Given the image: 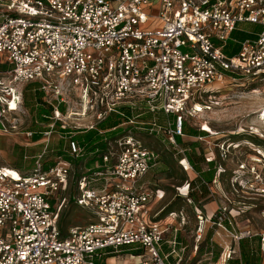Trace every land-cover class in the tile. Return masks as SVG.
Returning <instances> with one entry per match:
<instances>
[{
	"label": "built area",
	"instance_id": "built-area-1",
	"mask_svg": "<svg viewBox=\"0 0 264 264\" xmlns=\"http://www.w3.org/2000/svg\"><path fill=\"white\" fill-rule=\"evenodd\" d=\"M241 23L258 30L245 31ZM234 31L247 36L237 40ZM231 39L239 46L234 53L227 51ZM0 64L9 66L0 70L5 90L1 131L15 129V123L5 124L1 117L22 106L25 83L38 82L52 106L41 138L32 141H42L43 149L32 157L30 169L0 164V264H107V258L124 250L140 252L129 253L139 259L127 264H180L184 247L176 235L185 224L184 211L168 212L163 220L153 219L157 213L149 215L159 190L140 180L158 154L132 129L164 135L187 172L186 164L192 169L188 149L179 146L176 136L183 137L186 121L208 107L200 99L210 85L236 81L262 83L250 92L263 100L256 114L264 126V0H0ZM70 96L78 107L69 104ZM123 108L131 113L122 124L128 130L104 138V147L90 153L96 158L92 169L76 179L74 203L91 216L63 234L59 213L66 199L56 197L68 184L72 162L56 157L51 164L45 158L49 135L56 125L66 130L59 131L64 147L77 160L84 152L72 134L97 129L112 113L123 115ZM147 113L152 114L149 120L136 119ZM83 118L86 122H79ZM219 149L224 157V146ZM256 155L238 164L231 185L264 199V156ZM190 181L175 187V195L187 204L194 203L188 193L198 188H191ZM185 183L186 194H181ZM232 207L219 204L210 216L196 210L194 253L204 243L203 264H243L241 241L258 237L259 264H264V231L238 222ZM168 233L172 237L167 239ZM164 242L168 253L162 252Z\"/></svg>",
	"mask_w": 264,
	"mask_h": 264
},
{
	"label": "rangeland",
	"instance_id": "rangeland-1",
	"mask_svg": "<svg viewBox=\"0 0 264 264\" xmlns=\"http://www.w3.org/2000/svg\"><path fill=\"white\" fill-rule=\"evenodd\" d=\"M239 27L245 31L258 30L256 25L249 23H241ZM246 36V32L240 31H234L232 34V37L237 40H242ZM216 43L219 44L217 41ZM235 44L236 43L231 39L227 51L230 52V48L234 47ZM6 68H9L7 64L0 66L2 70ZM236 82L237 83H224L222 85L215 83L212 86L210 85L211 91L204 93L200 99V101L208 107L203 109L197 118L188 119L185 123V125L189 127L207 131V135L201 138L184 135L181 137V143L185 145L179 144V146L185 148L187 144L197 142V152L209 158H215L219 168V175L214 179V182L210 184V188L206 185L198 186L196 189L197 191H195L199 192L191 195L194 201L193 205H188L181 199H178L179 201L169 206L170 208L168 207L169 210H184L185 224L178 226V232L181 234V239H184L186 243H191V239L193 241L192 236L196 224V210L202 211L206 216H210L217 209L219 204L233 206L230 208L232 209L231 213L239 214L235 215V219L241 222V224L247 221L249 227L255 231H264V217L261 215V209L264 208V199L258 198L252 194L250 195L248 192L246 193L241 186H236L232 189L231 185V179L234 177L232 172L233 170H237L240 162L247 161L249 155L254 156L257 152L262 153L264 156V126L261 125L256 114V110L263 105V100L261 97H257L250 92L255 85L261 87L262 83L252 82L253 84L255 83V85L250 86L247 82H245L244 85H242L241 81ZM27 84H29L27 87L28 90L32 87L39 86L38 82H30ZM27 84L25 83L21 88L24 89ZM23 89L22 93L24 92ZM4 91L3 88H0V96L4 94ZM42 94V91L38 89L36 92L29 91V95L32 97L36 96L38 99L41 98ZM68 100L69 104L73 102V104L78 107L75 101H73V96H70ZM45 103L48 104L46 101ZM11 104L12 102L10 103V107L14 108L15 102ZM26 107L27 108H25V105L22 103L21 107H16V110L12 112H5V117H1L5 124L8 123V121L11 123L13 122L16 127L15 129L9 127L10 129L6 133L0 130V164L19 170L30 169L33 162L32 156L42 151L41 148L43 149L42 141L32 143V137H27L25 135L26 132L34 128L33 119H31L27 110H32V107H29L28 104ZM34 111H36V109ZM158 115L162 118L161 113ZM150 118H152V114L147 113L136 119L147 121ZM79 122H86V118L81 119ZM115 122H117L116 116L104 122L103 126H109ZM128 126L129 125H124V127L129 128ZM132 130L133 132L141 134L139 139L144 145L159 154V159H157L154 166L149 169V172L140 182H144V184L148 185L154 191L159 190L156 192L157 196L155 199L157 200L154 199L151 201L148 210L149 215L157 213V215L153 217L154 220L156 218H161L163 220L168 212H160V210L163 206L165 207L173 201L176 191L175 187L179 186L185 177L187 178V182L188 180H193L196 184L199 183L200 180L195 177V173L187 164L185 165L186 172L176 163L172 155V153H175V149L171 148L169 141L166 140L164 135L161 133L155 134L153 132V137H147L144 133H150L145 129L133 128ZM185 131L186 133L194 132L190 128H186ZM118 132H120V129L112 132L111 135ZM49 136L45 158L50 160L57 157L56 150L58 148L62 147L61 149H66V147H64L65 139L61 137L63 134L59 133V131H53ZM218 146H224V157L221 156V150ZM91 156L92 155H84L72 162L68 184L64 190L57 193V200L62 197L66 199L59 213V228L63 234L71 226H82L86 224L89 220L88 217L91 216L88 209L81 208L74 203L76 179L88 173V171H86L88 168L93 167L90 164L91 162H89L90 158H92ZM198 156V154H193L195 159H197ZM196 161L202 164V159H197ZM186 183L180 188V191H178L179 193L186 194V188H184ZM97 184L101 186V182ZM200 190L204 195L208 194V197H204V195L199 196ZM161 195L163 196L162 198H160ZM177 195V198H182L179 194ZM199 199L200 201L197 202ZM52 202L53 200H50L51 204ZM210 203L213 207L210 206ZM194 205H196V209ZM243 210H246V212L243 213ZM169 220H171L170 217L165 221L167 222ZM177 220L174 222L175 226H177ZM165 236L169 238L170 233ZM204 247L205 245L203 243L197 254V258L189 262L185 258L190 254V250H186L188 254L185 253V258L181 264H203L206 262L205 256H203ZM167 251L166 244H164L162 252L166 253ZM168 261L173 263L174 259L170 257ZM235 263L236 262H231L230 264Z\"/></svg>",
	"mask_w": 264,
	"mask_h": 264
},
{
	"label": "trees",
	"instance_id": "trees-1",
	"mask_svg": "<svg viewBox=\"0 0 264 264\" xmlns=\"http://www.w3.org/2000/svg\"><path fill=\"white\" fill-rule=\"evenodd\" d=\"M237 48H238L237 46L231 47L230 53L236 52ZM1 65H4V64H0V66ZM6 69H8V68H6ZM6 69H4V70H6ZM0 70H2V69H0ZM28 85L29 84H27L23 89V91H24L22 93L23 104L25 105V108H27L26 107L27 104L29 105V107H32V110H30V109H27V110L31 116V119H33L32 122H34L33 123L34 128L31 129L32 131H35V133H33V136H32V141H37L41 138V134L39 133V131H42L44 129L43 126H41V125H43V124L46 125L50 122L49 116H51V114H52V106L50 104L45 103L44 92L42 90L41 91L43 94H42L40 99H38L36 96L32 97L31 95H29L30 90L32 92H36L37 89L40 90V88L38 86V87H32V88H30V90H28L27 89ZM35 109H36V111H34ZM60 109L62 112L64 111V107L61 106ZM122 113H123V115H120L117 113H112L105 121L101 122L98 125L97 129H92V130H87V131L77 132V133L72 134V139L76 140L77 143L81 146V148L84 152V155H92L91 156L92 158H90V161H89V162H91L90 164L92 166H93L96 158L94 157L93 154H90V153L92 151H94V149L97 146H99L101 148L104 147V138H107L108 140H112V139L126 133V131L128 130V128H124L122 124L124 122L128 121V118L131 117V113H130L129 109H124V108L122 109ZM114 116L117 117V122H115L114 124L109 125V126H103L104 122L108 121L110 118H112ZM55 127H56V129H55L56 131H61L63 133L66 131V130L61 129L58 125H56ZM186 128H190L194 132L193 133H186V131H185ZM118 129H120V132L111 135L112 132H114ZM132 133H134L135 135H137L139 137L141 135L140 133L133 132V130H132ZM183 134L190 136V137L198 138V137H203V136L207 135V132L205 130H198V129L189 127L188 125H184ZM144 135H146L147 137H153L152 133H150V134L144 133ZM176 141H177V143L182 144L181 143V137L178 135L176 136ZM196 143L192 142V143H189L185 146V148L188 149V150H186V156L188 158V161H189L193 171L196 173L195 177L198 180H200V182L197 184L195 182H193V180H191L190 181V187L191 188L195 187V184L198 186L205 185L203 183V181L206 182L207 184H212L213 179L215 177L216 169H217V161L206 160V158L203 154H200L197 152L198 145ZM182 145H185V144H182ZM61 148H58L56 150V156L61 157L67 161L74 162L75 160H72L70 158V156L67 154L66 149H61ZM176 153L177 152L175 151V153H172V155H173L176 163L178 164L177 159H178L179 155ZM193 154L199 155L197 157V159H202V164L197 163V161H196L197 159H195L193 157ZM175 155H177V156H175ZM54 159L53 158L50 159L49 162L52 164L54 162ZM157 159H159V154H158ZM157 159H156V161H157ZM90 164H88V165H90ZM90 169H92V167H90ZM25 170H27V169H25ZM205 176H207V177H205ZM185 180H187L186 177L181 182V184H183V182ZM196 191L195 190L190 191L188 193V198H191L192 194L199 192V191L198 192H196ZM202 195H204V193L201 191L199 196H202ZM207 195L208 194H205L204 197H207ZM178 199H181L183 201V199L181 197L176 198L174 201H172L171 203L166 205L163 211L164 212L174 211V210H169L168 207L172 206L173 203L179 201ZM199 201H200V199L197 202H199ZM259 245H260V239L258 237H255L251 240L245 239V240L241 241L240 253H241V261L243 264H259V262H260ZM128 253L139 254L140 252L134 251V252H128ZM216 255H217V252H216ZM231 262H236L235 264H239L237 260H232Z\"/></svg>",
	"mask_w": 264,
	"mask_h": 264
},
{
	"label": "crops",
	"instance_id": "crops-1",
	"mask_svg": "<svg viewBox=\"0 0 264 264\" xmlns=\"http://www.w3.org/2000/svg\"><path fill=\"white\" fill-rule=\"evenodd\" d=\"M235 46H237V47H239L238 46V44H235ZM236 50H238V48L236 49ZM41 150H42V148H41ZM37 154V153H36ZM35 155V154H34ZM33 155V156H34ZM192 171H193V169H191ZM219 170V169H218ZM148 172H149V170H148ZM147 172V173H148ZM194 172V171H193ZM195 173V172H194ZM219 175V172L218 171H216V173H215V177H214V179L215 178H217V176ZM192 176V175H191ZM195 176H196V173H195ZM177 196L178 195H175L174 196V198H173V201L177 198ZM208 197V196H207ZM182 199H183V201L187 204V202H186V200H185V198L184 197H182ZM155 200H157V199H155ZM194 203H192V205H193ZM168 205V204H167ZM188 205H190V204H188ZM194 206H196V205H194ZM210 206H212L213 207V205L210 203ZM162 208H165L164 206L162 207ZM162 208H161V210H162ZM160 210V212H162ZM179 210L180 209H177V210H174V212H179ZM184 211V210H183ZM157 212H159V211H157ZM164 223V222H163ZM172 237V233H170V236H169V238H171ZM176 237H177V240H178V242H179V246H181V247H184V250H182V251H180L181 252V262L183 261V259L185 258V253L186 254H188V251L190 250V254L188 255V256H186V260L189 262L190 260H193V259H196L197 258V254H198V252L200 251V249L198 250V252H196V253H194V248H193V245H194V241H192V239H191V243H186V241H184V239H181V234H180V232H177V235H176ZM193 237V236H192ZM165 238H166V236H165ZM168 239V238H167ZM164 244H166V248L168 249V251L166 252V253H168L169 252V250H170V246L167 244V243H165L164 242ZM163 244V245H164ZM190 245V246H189ZM162 248H163V246H162ZM186 250H188V251H186ZM206 251V248L204 247V252ZM204 252H203V254H204ZM170 257H172L173 259H174V261H175V258L173 257V256H169V258ZM121 258V259H120ZM124 258V259H123ZM139 258H138V256H134V257H131L130 255H129V253H127V251H125V252H122V253H119V254H117V255H114L113 257H110V258H107L106 259V263L107 264H127V263H130V262H132V261H137ZM181 262H180V264H181ZM198 262V261H197ZM174 263V262H173Z\"/></svg>",
	"mask_w": 264,
	"mask_h": 264
},
{
	"label": "bare ground",
	"instance_id": "bare-ground-1",
	"mask_svg": "<svg viewBox=\"0 0 264 264\" xmlns=\"http://www.w3.org/2000/svg\"><path fill=\"white\" fill-rule=\"evenodd\" d=\"M13 103H14V101H12V104H13ZM12 104H11V105H12Z\"/></svg>",
	"mask_w": 264,
	"mask_h": 264
}]
</instances>
